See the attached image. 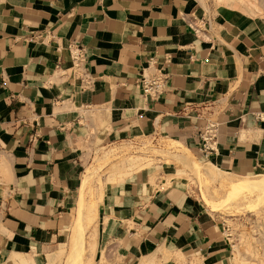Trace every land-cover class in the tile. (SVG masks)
<instances>
[{"label":"crops","instance_id":"obj_1","mask_svg":"<svg viewBox=\"0 0 264 264\" xmlns=\"http://www.w3.org/2000/svg\"><path fill=\"white\" fill-rule=\"evenodd\" d=\"M194 17L208 19L198 32ZM71 43L86 50L88 86ZM155 68L167 88L148 102L137 78ZM207 120L217 130L204 153ZM153 134L174 160L158 158L152 181L142 169L109 187L98 211L110 258L166 245L229 264L223 217L183 167L188 149L228 175L264 170V20L200 0H0V264L64 229L98 148Z\"/></svg>","mask_w":264,"mask_h":264},{"label":"rangeland","instance_id":"obj_2","mask_svg":"<svg viewBox=\"0 0 264 264\" xmlns=\"http://www.w3.org/2000/svg\"><path fill=\"white\" fill-rule=\"evenodd\" d=\"M200 2L210 9L229 6L264 20V0ZM170 144L175 146L178 142L170 140ZM161 145L162 142L160 145L149 144L139 148L112 143L98 148L87 160L82 174L81 185L84 184L85 199L83 214L78 212L80 185L78 196L67 215V224L57 237L49 240V246L45 248L35 244L29 254L16 255L18 261L10 264H115L116 260L119 261V255L116 260L110 258L111 247L116 244H109L103 233L99 204L111 185L122 182L134 171L144 169L152 173V181L158 158L163 156L164 160H174ZM186 151L191 155H188L189 161L183 167V172L191 192L202 200L211 214L217 213L223 217L221 230L228 240V263L264 264V184L260 190L229 189L224 186L223 180L237 181L240 179L238 176L225 173L213 176L209 172L215 170L210 165L195 158L188 149ZM197 163H201V170H197ZM130 264L204 263L201 258L159 245L135 258Z\"/></svg>","mask_w":264,"mask_h":264},{"label":"built area","instance_id":"obj_3","mask_svg":"<svg viewBox=\"0 0 264 264\" xmlns=\"http://www.w3.org/2000/svg\"><path fill=\"white\" fill-rule=\"evenodd\" d=\"M208 19L193 18L190 22V26L194 29L195 32H198L203 28L202 25L206 24ZM69 52L71 54L73 68L77 72V78L83 82L84 86H88L91 83V76L87 71V53L85 48L80 44H69ZM137 86L141 90V95L148 102L156 101L167 88V74L160 68H155L151 71L143 70L140 76L137 78ZM217 122L213 120H207V123L204 125L203 129L200 132L202 139L200 150L204 153H208L214 150V138L216 136ZM162 140L157 134L149 135L142 138H126L120 140L117 145H126L133 147H147L149 144H161Z\"/></svg>","mask_w":264,"mask_h":264},{"label":"bare ground","instance_id":"obj_4","mask_svg":"<svg viewBox=\"0 0 264 264\" xmlns=\"http://www.w3.org/2000/svg\"><path fill=\"white\" fill-rule=\"evenodd\" d=\"M174 142H177V141H174ZM188 155H191V154H188ZM196 162H197V160H196ZM209 165H210V167L212 169L215 170V171H210L209 172L211 175L217 176V175L222 173L214 164L210 163ZM195 166L197 167V170H201L200 169L201 168V163H197ZM206 172H208V171H206ZM231 176H238V175L231 174ZM238 177L240 179H238L237 181H231L230 182L228 180H223L224 186H227V188H229V189L249 188L251 190H257L259 188V190H260V187L262 188V186L264 184V170L262 172H260V173H257V174L246 175V176H238ZM83 192H84V184L81 185L80 193H79V199H78V212L79 213H82L83 210H84V207H85V199H84V193Z\"/></svg>","mask_w":264,"mask_h":264}]
</instances>
